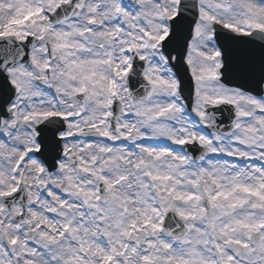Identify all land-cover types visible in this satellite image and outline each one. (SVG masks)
<instances>
[{"label":"snow or ice","instance_id":"obj_1","mask_svg":"<svg viewBox=\"0 0 264 264\" xmlns=\"http://www.w3.org/2000/svg\"><path fill=\"white\" fill-rule=\"evenodd\" d=\"M0 264H264V0H0Z\"/></svg>","mask_w":264,"mask_h":264}]
</instances>
